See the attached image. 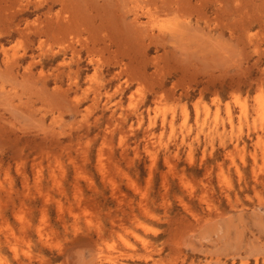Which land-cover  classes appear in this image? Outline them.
Here are the masks:
<instances>
[{
    "label": "rangeland",
    "instance_id": "rangeland-1",
    "mask_svg": "<svg viewBox=\"0 0 264 264\" xmlns=\"http://www.w3.org/2000/svg\"><path fill=\"white\" fill-rule=\"evenodd\" d=\"M0 264H264V0H0Z\"/></svg>",
    "mask_w": 264,
    "mask_h": 264
}]
</instances>
